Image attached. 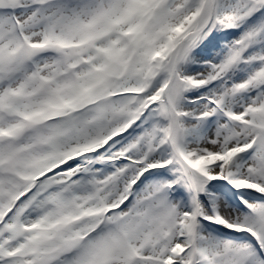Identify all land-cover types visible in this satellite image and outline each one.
Listing matches in <instances>:
<instances>
[{"label":"snow or ice","instance_id":"6c2138e0","mask_svg":"<svg viewBox=\"0 0 264 264\" xmlns=\"http://www.w3.org/2000/svg\"><path fill=\"white\" fill-rule=\"evenodd\" d=\"M0 264H264V0H0Z\"/></svg>","mask_w":264,"mask_h":264}]
</instances>
